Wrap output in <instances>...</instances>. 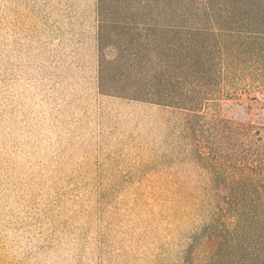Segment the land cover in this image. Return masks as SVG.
Segmentation results:
<instances>
[{
  "label": "rangeland",
  "instance_id": "1",
  "mask_svg": "<svg viewBox=\"0 0 264 264\" xmlns=\"http://www.w3.org/2000/svg\"><path fill=\"white\" fill-rule=\"evenodd\" d=\"M100 2L97 9L96 0H0V264H45L49 243L33 236L50 188L70 197L66 187L82 185L89 223L95 203L102 218L119 223L118 204L133 198V182L176 179L167 170L182 158L174 142L187 132L186 115L133 106V86L208 85L221 93L203 102L209 117L264 129V35L251 33L247 20L211 19L199 0L186 9L192 20L154 29L136 24L144 20L133 15V0ZM145 131L149 150L133 141ZM55 207L67 213L65 204ZM114 242L127 252L115 261L133 264V241Z\"/></svg>",
  "mask_w": 264,
  "mask_h": 264
},
{
  "label": "trees",
  "instance_id": "2",
  "mask_svg": "<svg viewBox=\"0 0 264 264\" xmlns=\"http://www.w3.org/2000/svg\"><path fill=\"white\" fill-rule=\"evenodd\" d=\"M100 1L96 0L97 9ZM200 1L209 18L229 21L241 16L254 29L251 33L264 35V0ZM195 2L199 0H133V15L144 20L136 24L154 29L177 22L175 18H181V24L193 19L186 9ZM152 90L133 86V98H127L133 99V106L144 105L159 110L160 115L168 106L182 109L186 115L187 132L174 142L182 149V158L173 170L166 169L176 179L133 182V198L118 204L119 223L112 214L102 218L96 203L95 219L90 218L89 223L85 214L88 202L80 184L66 187L74 190V197L42 185L41 191L47 190L51 201L41 204L33 238L49 243L45 264H118L115 257L127 252L115 245V239L133 241V264H264V129L249 121L247 126L230 119L225 124L218 114L209 117L203 102L217 100L219 97L208 96L220 95V89L205 85L198 91L167 86ZM214 102L207 105L219 106ZM97 118L100 124L102 116ZM157 119L163 130L161 116ZM135 140L148 150L153 145L148 131ZM186 149H192L194 156ZM161 150L165 152L164 146ZM194 158L199 162L195 166L191 163ZM17 194L27 193L19 190ZM48 202L50 207L43 208ZM58 203L65 204L67 213L57 211ZM20 204L24 208L28 203Z\"/></svg>",
  "mask_w": 264,
  "mask_h": 264
}]
</instances>
